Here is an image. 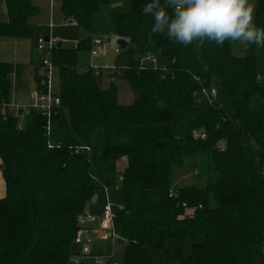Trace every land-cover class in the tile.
Segmentation results:
<instances>
[{
  "label": "trees",
  "instance_id": "trees-1",
  "mask_svg": "<svg viewBox=\"0 0 264 264\" xmlns=\"http://www.w3.org/2000/svg\"><path fill=\"white\" fill-rule=\"evenodd\" d=\"M0 1L7 16L0 37L32 39L33 1ZM107 2L60 0L62 22L91 31L93 14ZM148 2L130 0L127 11L112 13L118 39L128 43L130 63L118 70L131 103L119 102L116 79L104 85L103 70L77 68L78 51L92 47L86 37L51 51L62 106L53 117V148L44 117L30 111L19 128L13 112L0 111V264H95L72 261L82 254L76 217L105 188L121 194L113 217L125 244L120 264H264V47L260 74L254 44L236 56L232 41L169 40L152 32L154 19L142 12ZM254 23L264 28V0H256ZM144 55L160 63H143ZM20 74L19 64L0 62V101L15 99ZM215 84L222 99L199 104ZM198 160L216 179L173 189V173ZM186 239L193 240L187 256ZM168 240L175 241L170 248ZM111 252L110 242L92 245V256Z\"/></svg>",
  "mask_w": 264,
  "mask_h": 264
},
{
  "label": "rangeland",
  "instance_id": "rangeland-1",
  "mask_svg": "<svg viewBox=\"0 0 264 264\" xmlns=\"http://www.w3.org/2000/svg\"><path fill=\"white\" fill-rule=\"evenodd\" d=\"M34 4L38 7V14L31 18L33 22H38L39 24H44L35 28L34 35L32 39H13L0 37V62H24L26 59L27 65L24 66L23 76L21 77V84L24 87H15L17 92L19 89L22 90L21 95L24 97L25 101H18L27 103L30 101L29 93L33 89L34 79L32 76V63H29V59L34 62H38L41 58V53L36 50V40L41 36H47L51 40L57 39L55 42L62 44L66 47H74L76 43L86 37H90L91 40L100 39L101 44L97 46L99 52L97 55L91 54L90 48L80 49L77 53V64L81 66L88 65H98L103 68V77L104 85L109 81V77H114L116 83L118 84V100L123 104H129L133 101V93L131 92L129 85L122 78H119L120 68L126 67L130 63V56L128 52V47L121 48L117 44V34L115 32L113 22H112V13L113 12H125L129 9L130 0H108V2L100 8L97 12L93 14V27L91 31H87L80 26L70 24L68 22H62L60 16V0H32ZM250 2L256 5V0H250ZM6 10L3 3H0V22L6 21ZM3 19V20H2ZM249 45L245 46L236 42L232 53L236 56H244L247 52ZM254 49L258 57V64L261 70H263V52L262 48L254 44ZM154 55L153 53H150ZM155 56V55H154ZM145 55L143 56V58ZM157 57V56H156ZM158 64L160 63L157 59ZM113 70H109V68ZM108 69V70H105ZM85 71V70H83ZM111 75V76H110ZM112 79V78H111ZM113 79V80H114ZM54 84L57 85L56 76L54 75ZM212 88L216 90L214 96H211L214 99V102H219L222 99V94L220 92L219 85L215 84ZM211 88V89H212ZM209 90H205L198 97V103L204 104L207 101ZM48 143V142H47ZM122 161V162H120ZM117 162L116 169L120 170L124 166V161L120 160ZM185 166L177 169L173 173L172 177V188L177 187H186L190 185L203 186L207 182H213L216 179V172L213 168H210L209 171H202L205 167L204 163L201 160L198 161H185ZM99 196V195H98ZM109 201L112 205H120L121 194L118 189H113L108 192L107 197L104 194L99 196V201H96L89 207L90 212L97 214L101 210V205L105 201ZM212 205H215V202H212ZM186 211H189V208L184 206ZM203 237H199L197 241H202ZM96 241L92 243H86V247L89 245L95 244ZM112 245L111 259L120 261L123 256L124 246L123 242L110 241ZM193 240L186 239L182 242L181 246L183 249V255L187 256L192 249ZM104 244V243H103ZM175 244L174 240H168L166 242V248H170ZM89 247V246H88ZM91 249L89 248V250ZM151 253L154 257V260L158 263L165 262V257L161 251L151 250ZM170 264H181L177 260H171Z\"/></svg>",
  "mask_w": 264,
  "mask_h": 264
},
{
  "label": "clouds",
  "instance_id": "clouds-1",
  "mask_svg": "<svg viewBox=\"0 0 264 264\" xmlns=\"http://www.w3.org/2000/svg\"><path fill=\"white\" fill-rule=\"evenodd\" d=\"M173 10L169 15L168 9ZM256 5L250 0H150L142 8L154 19L152 32L185 46L225 41L264 47V28L254 23Z\"/></svg>",
  "mask_w": 264,
  "mask_h": 264
},
{
  "label": "built area",
  "instance_id": "built-area-1",
  "mask_svg": "<svg viewBox=\"0 0 264 264\" xmlns=\"http://www.w3.org/2000/svg\"><path fill=\"white\" fill-rule=\"evenodd\" d=\"M101 44L100 39L92 40L91 54L97 55L99 50L97 46ZM56 45L55 40L45 39V36H39L36 40V50L42 54L39 64L35 68L34 74V86L29 93L30 101L27 103L18 102L14 98L10 102L6 103L4 100L0 101V111L2 113L5 110L13 112L15 116L19 118V128H22L23 120L28 112L34 111L37 114L45 118L44 131L45 135L48 137V147L53 148L54 143L50 141L51 127L53 123V117L59 113L62 109L61 98L59 96L58 87L54 84V75L56 76V68L51 59V51ZM143 63H150L152 65H157V59L152 55H145L141 59ZM95 74L100 73L103 68L99 66H91ZM113 68H109V70ZM108 70V69H105ZM13 81H14V74ZM216 90L214 88L210 89L206 96H214ZM205 135L202 134V137ZM81 148V147H80ZM88 150L89 148L86 147ZM109 190L107 188L101 191L107 197ZM100 194V195H101ZM99 195V196H100ZM174 192L171 190L169 196H173ZM98 196V198H99ZM97 198V199H98ZM183 206H186L183 203ZM121 205H112L109 201H105L101 205V210L99 213L94 214L88 210L79 213L76 217L77 224L80 227L78 231V242L92 243L94 241L100 242H110L117 241L119 239L118 234L114 230L113 217L115 215L116 209H121ZM82 231L87 232V237L84 240L79 239V234ZM85 258H92L95 264H120L119 261L112 260L111 256L105 255H95L92 256L91 253H82L80 257L73 258L74 263H80Z\"/></svg>",
  "mask_w": 264,
  "mask_h": 264
},
{
  "label": "crops",
  "instance_id": "crops-1",
  "mask_svg": "<svg viewBox=\"0 0 264 264\" xmlns=\"http://www.w3.org/2000/svg\"><path fill=\"white\" fill-rule=\"evenodd\" d=\"M2 1H0V3H1ZM3 3V2H2ZM3 5H4V3H3ZM36 5V4H35ZM37 6V5H36ZM5 7V6H4ZM39 10V9H38ZM60 16H61V14H60ZM3 20V19H2ZM63 19H61V21H62ZM32 21V20H31ZM65 22V21H64ZM32 23L35 25V27L37 28V27H39V26H41V27H43V25L44 24H39L38 22H33L32 21ZM39 25V26H38ZM40 36V35H39ZM45 36V35H44ZM46 37V36H45ZM55 41L57 40L56 38L54 39ZM61 44H62V42H61ZM63 45V44H62ZM41 54V53H40ZM41 57H42V55H41ZM41 59V58H40ZM40 59H39V61L38 62H32L31 61V59H29L30 61H29V63H32V76H33V79H34V74H35V68H36V66L39 64V62H40ZM26 61H28L27 59L24 61V62H15V63H17V64H19L20 66H21V74H20V76H19V82H18V84H17V87H24V85L23 84H21V77L23 76V70H24V66H26L27 65V63H26ZM91 66H93V65H88V66H81V65H79L78 64V66H77V68L79 69V70H86V69H88V68H90ZM94 66H98V65H94ZM100 67V66H99ZM105 72V71H104ZM104 72H102V73H104ZM111 76V75H110ZM112 78V79H111ZM110 79L111 80H113L114 79V77H110ZM21 92H22V90H20L19 89V92H17V90L15 89V100H18V101H25L24 100V97L22 98V95H21ZM120 162H122V161H120ZM4 191H5V185H4V181H3V178H2V176H1V174H0V197L1 196H3V194H4ZM97 201V200H96ZM79 243H81V253H91V251L89 252V251H87V250H89V248L90 249H92V245H89L88 244V246L86 247V243L85 242H79ZM95 243H99V244H103V242H100V241H96Z\"/></svg>",
  "mask_w": 264,
  "mask_h": 264
},
{
  "label": "water",
  "instance_id": "water-1",
  "mask_svg": "<svg viewBox=\"0 0 264 264\" xmlns=\"http://www.w3.org/2000/svg\"><path fill=\"white\" fill-rule=\"evenodd\" d=\"M45 39L48 40V37L46 36ZM117 44H118L121 48H126L127 45H128L127 41L124 40V39H121V38H119V39L117 40ZM58 46H61V42L58 43ZM97 198H98V195H97V194L93 195L92 198H91V203H94V202L97 200ZM86 237H87V232H86V231H82V232L79 234V239H80V240H84V239H86Z\"/></svg>",
  "mask_w": 264,
  "mask_h": 264
}]
</instances>
